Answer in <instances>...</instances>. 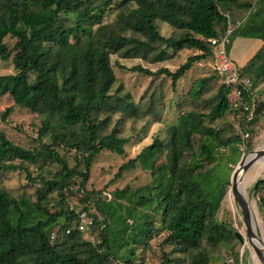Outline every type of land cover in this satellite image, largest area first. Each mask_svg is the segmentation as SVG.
<instances>
[{
  "label": "trees",
  "instance_id": "16d2710c",
  "mask_svg": "<svg viewBox=\"0 0 264 264\" xmlns=\"http://www.w3.org/2000/svg\"><path fill=\"white\" fill-rule=\"evenodd\" d=\"M101 1L0 0V60L12 58L15 69L13 74L0 75V96L8 95L14 105L37 114L42 119L39 139L50 137L40 148L26 149L0 132V264H107V259L112 264H136L137 247L152 239L154 230L165 233L162 244L179 255L170 258L161 252L160 264H212L214 257L205 245H226L231 257L237 231L229 223L218 222L216 215L239 162V146L264 119V100L253 93L264 83V0H120L112 6L119 9L115 19L107 23L103 16L110 7ZM131 4L135 7L130 8ZM158 23L181 34L165 38ZM230 23L231 42L237 37L262 42L250 61L239 68L251 82L250 90L244 93L246 100L255 103L251 118L245 115L238 119L240 133L227 137L224 129L206 123L233 111L229 89L220 84L206 113H181L163 138L155 137L116 174L118 177L122 171L140 166L149 170L148 184L115 189L108 194L109 199L100 191L95 195L88 192L85 187L96 156L102 151L124 155L129 139L121 136L122 122L127 118L123 114L132 117L135 111L133 104L129 105V93L119 94L122 85L110 55L130 58L153 50L156 44L173 51L194 48L198 54L187 57L175 72L167 68L151 71L140 65L126 68L116 63L145 76L165 75L175 89L194 63L207 58L213 61L208 40ZM8 36L16 39L12 50L4 42ZM163 55L161 51L156 57L162 60ZM211 78L195 81L187 96L192 101L201 98ZM112 91L117 97L112 98ZM118 107L122 122L109 126V116ZM10 111L6 108L2 119ZM247 147L251 149L248 142ZM58 148L74 151L82 163L69 167ZM220 148L229 152L224 165L216 158L217 153H223ZM48 163L59 166L51 178L41 174L33 177L27 166L42 170ZM221 166L226 167L223 175ZM257 166L259 173L264 170ZM17 170L24 173L26 182L37 180L40 184L31 197L14 196L3 185L2 173ZM76 179L78 190L84 192L78 208L69 206L64 192ZM254 188H264V181L256 182ZM75 210H85L93 219L88 236L100 226L98 242L83 238L84 233L73 228ZM259 210L264 213V196ZM157 216L161 218L158 229L154 225ZM116 220L123 226H117Z\"/></svg>",
  "mask_w": 264,
  "mask_h": 264
},
{
  "label": "rangeland",
  "instance_id": "374dc122",
  "mask_svg": "<svg viewBox=\"0 0 264 264\" xmlns=\"http://www.w3.org/2000/svg\"><path fill=\"white\" fill-rule=\"evenodd\" d=\"M119 1L120 0L101 1L105 2V4L110 7L103 16L105 23L111 22L115 19V15L119 9H115L112 6L117 4ZM239 1L245 3L254 2V0ZM131 7H135V4H131L130 8ZM243 12L244 14L246 13L245 11ZM232 25L233 24H231V26ZM158 27L160 34L165 38L170 36L179 37L181 34L177 31H174L169 25L164 23H158ZM139 38L144 40L142 37ZM4 42L8 48L12 50L16 43V39L8 36L5 38ZM248 43H251L249 39L237 37L228 47L229 56L236 63L237 67L240 66L238 61L247 51L246 46ZM254 49L255 48L252 49V54V51L248 53V58L251 59L254 53H256V50ZM250 50L251 48L248 51ZM161 51L164 53L163 59L158 60L156 55L158 56ZM137 54L138 55L130 58L120 57L119 53L110 55L114 74L122 85V90H120L119 94H123L124 92L129 93V105L133 104L134 106L132 105V107L135 108V111L131 115L132 117H129V113L128 115L123 114L121 107H118L116 112H111L109 120L107 121L109 126L116 123L118 120H120L119 124L122 122V119H119L121 113L123 116L127 117L124 118V121L122 122L124 127L121 131V136L127 137L129 139L128 143L124 147L125 153L124 155H117L109 151L100 152L94 159L89 172V178L85 189L88 192L94 193V195L96 192L100 191L102 192V197L108 199L110 192L114 191L115 189H121L126 186L130 188H136L148 184L151 181L149 170L143 169L140 166L126 169L122 171L118 177H116V174L124 162H126L129 158L136 156L140 150L143 147L149 145L155 137L163 138L166 128L172 124H175L177 122L178 116L181 113L191 110L206 113L208 111V107L214 104L216 100L215 95L220 86V79L216 76L215 65L211 58L194 63L191 69L186 72L181 79L178 80L175 89H173L171 85V79L165 75L145 76L136 72H132L128 69H123L116 64L118 63L120 66L122 65L126 68L140 65L143 68H147L151 71H157L159 68H167L168 71L175 72L176 69L186 61L187 57L198 54V51L194 48H185L180 51H173L165 48L163 45L156 44L153 50L147 52L140 51ZM250 59L248 61H250ZM13 73H15V69L12 58H9L7 61L0 60V75ZM208 76H212V78L208 82L205 91L201 94V98H198L196 101H192L187 96L189 89L192 87L195 81ZM253 93L256 94L257 98L264 100V83L258 86ZM116 94L117 93L115 91H112V98L117 97ZM6 108H11V111L5 116L4 119H2V114ZM108 114V112L105 114L103 113L101 114L100 118H105V116ZM238 119V112L233 110L232 113L226 114L222 118L219 117L214 121L208 120L206 123L211 126H215L217 129H224V136L231 137L235 135L237 131L234 128L232 130H228V126L231 125L233 127L234 124L236 125ZM41 121L42 119L37 114L32 113L25 108L14 105L10 96H0V132L4 133L6 138L14 144L26 149H31L40 148L42 144L50 142V137L48 135L42 137L41 139L38 137L37 131L41 126ZM247 142L251 144V149L247 147ZM263 145L264 119L258 127L252 129L246 139H243L242 144L239 146V150L241 152L240 159L250 151ZM57 151L67 160L69 167H77L78 164L82 163V160L77 157V154L74 153V151H67V149L64 148H58ZM228 154V150L223 153H217V161L224 165V158L228 157ZM75 157H77L79 161H76ZM236 158L237 157H235L232 162H235ZM15 163L18 164V161H15ZM257 164L264 168V157L259 159ZM257 164L254 163L244 172L245 176L241 186V193L247 200L249 193L256 221L258 222L259 229L264 235V213H261L259 210V200L262 196H264V188H261L258 191L254 188L256 182L259 180L264 181V170L259 173ZM27 166L33 177L41 174L45 178H51L53 174L59 169V166L56 163H48L42 168V170H37V168L33 165ZM223 167L224 166L220 167V172L222 175L226 170V167L224 169ZM246 175H249L248 193L245 191L244 186ZM1 178L3 185L14 196L26 194L27 196L31 197L34 195L35 188L40 185L37 180L35 182H26L24 173H22L20 170L4 172L2 173ZM78 182L79 181L77 180L75 183L69 184L68 189L64 190L67 203L69 206L74 208H78L80 206L78 200L84 195L82 190H78ZM94 195L92 198H94ZM88 206L92 211L93 203L90 202ZM216 220L218 222H226L231 224L234 230L243 236L244 244L239 241H232L235 244V252H233L231 257L227 251L226 245L222 244L216 248H211L210 246L205 245L206 251L212 252V258L214 257V260L212 261L215 262L212 264H227L223 262H227L230 259L234 260H232L233 262L229 264H254L250 242L247 240L245 228L241 221V209L235 202L234 196L230 190H228L223 202L221 203L220 210L216 215ZM120 221L121 220H116L117 226H123L122 222ZM160 221V216H157L154 220V225L157 229L160 226ZM99 230H101L100 226L95 227L89 236H87V234H83V238L85 237L87 239L90 237L94 238L95 241H98ZM153 233L154 237L152 239L146 240L145 243H142V245L137 247L135 251L136 264H160L161 252L168 254L170 258L179 256L178 254L173 253L171 246L162 244V240L166 235L165 233L160 232L156 234V230H154ZM247 241L249 242L248 245ZM183 256L184 255H180V257ZM105 262H107V264H112L110 259H107ZM184 263L185 261L181 262V264ZM255 264H263L259 260L258 256L256 257Z\"/></svg>",
  "mask_w": 264,
  "mask_h": 264
},
{
  "label": "built area",
  "instance_id": "2783aa9c",
  "mask_svg": "<svg viewBox=\"0 0 264 264\" xmlns=\"http://www.w3.org/2000/svg\"><path fill=\"white\" fill-rule=\"evenodd\" d=\"M232 30L233 27L227 24L225 29L220 31L216 36L211 37L208 42L214 53L213 63L215 71L219 76L220 84L229 89L228 101L232 110L238 112L239 118L245 115L251 118L255 109V103L253 99L247 101L246 94H244L245 91L247 93L250 90L251 82L240 73L239 67L231 59L228 52V47L231 44L230 35ZM234 129H236L237 133L241 131L239 124L235 125ZM220 151L223 152L224 148H220ZM74 214L75 217L72 219L73 228L88 236L93 226V219L85 210H75ZM69 231V229L66 230V233L68 234ZM54 237L55 234H51V239ZM231 262V259L227 261V263Z\"/></svg>",
  "mask_w": 264,
  "mask_h": 264
},
{
  "label": "water",
  "instance_id": "95a60500",
  "mask_svg": "<svg viewBox=\"0 0 264 264\" xmlns=\"http://www.w3.org/2000/svg\"><path fill=\"white\" fill-rule=\"evenodd\" d=\"M264 157V148H257L250 151L245 156H242L239 162L237 163L236 167L234 168L231 178H230V188L229 190L234 196L235 202L239 205L241 209V221L245 228V234L247 239L249 240L250 244L252 245L256 255L260 259L261 262L264 264V256L260 249L256 248L252 242L251 238L253 237L251 229H250V215L246 204L241 199L239 192H238V177L240 173H244L250 166H252L256 161ZM235 236L239 242L243 243L244 238L239 232H235Z\"/></svg>",
  "mask_w": 264,
  "mask_h": 264
},
{
  "label": "bare ground",
  "instance_id": "6f19581e",
  "mask_svg": "<svg viewBox=\"0 0 264 264\" xmlns=\"http://www.w3.org/2000/svg\"><path fill=\"white\" fill-rule=\"evenodd\" d=\"M261 148H264V145L261 146ZM255 163L257 164L258 161H256ZM244 176H245V173H240L239 174V177H238V192H239V195H240L241 199L246 204V206L248 208V211H249V215H250V229H251V232H252V235H253V237L251 238V242L256 248L261 250V252H262V254L264 256V235L261 232V230L259 229L258 222L256 221V218H255V215H254V212H253V205L251 203L252 202L251 201V197H250V195L248 193V179H249V175H246L245 180H244L245 181V184H244L245 191L248 193V200L246 198H244L242 193H241V186H242V182H243ZM247 201H248V204H247ZM243 244H244V242H243ZM248 244H249V242L247 241V245ZM250 246H251V249H252V251H251L252 252V258H253V261H254V264H255L257 255H256V253H255V251H254V249H253L251 244H250Z\"/></svg>",
  "mask_w": 264,
  "mask_h": 264
},
{
  "label": "crops",
  "instance_id": "0c3cea01",
  "mask_svg": "<svg viewBox=\"0 0 264 264\" xmlns=\"http://www.w3.org/2000/svg\"><path fill=\"white\" fill-rule=\"evenodd\" d=\"M231 25V23H230ZM233 27V26H232ZM251 41V43H248L247 46H246V53L242 56V58L238 61L240 63V68H242L250 58H248V53H250L252 51L253 48H255L254 50H256V52L261 48L262 46V42L260 40H257V39H249ZM256 45V47H255ZM252 46V47H251ZM251 48L250 51H248L249 49ZM253 53V51L251 52V54ZM255 54V53H254ZM232 59V58H231ZM233 60V59H232ZM242 264V263H240Z\"/></svg>",
  "mask_w": 264,
  "mask_h": 264
}]
</instances>
